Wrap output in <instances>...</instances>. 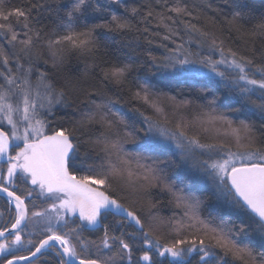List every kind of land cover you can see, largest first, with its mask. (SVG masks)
<instances>
[{"label":"snow or ice","instance_id":"obj_1","mask_svg":"<svg viewBox=\"0 0 264 264\" xmlns=\"http://www.w3.org/2000/svg\"><path fill=\"white\" fill-rule=\"evenodd\" d=\"M85 3L86 0H69L64 5L66 15L71 18L74 13L81 12ZM229 6L235 9L228 21L230 31L241 37L261 38L260 49L252 50L258 54L260 63L231 47L226 48L223 36L208 26L216 24L214 18L198 23L199 13L204 8L217 11L210 3L201 5L195 0L191 4L186 0H174L168 7L165 0V11L146 5L142 18L155 19L156 26L165 30L163 35L160 32L151 35L174 45L169 47L161 43L159 47L165 48L167 54L160 58L148 53L151 67L155 68L153 75L160 73L161 81L183 80L199 86V91L210 95L211 99L200 106L202 111L192 120L181 116L174 127L169 128L167 125L171 121L164 104L165 100L175 102L176 98L158 89L148 78L138 83L132 98L151 108L154 115L144 116L140 112L146 128L139 130L144 137L136 153L124 148V143L133 138L132 132L120 128L126 124L125 118L113 112L107 103L97 104L93 100L95 110L80 111L78 118L65 113L55 121L47 119L55 117L54 109L58 106L72 107L74 101L69 97L77 88V83L71 80L57 87L48 71L40 66L43 56L38 47L41 30L34 26V21L38 23L37 17L42 12L56 9L46 2L32 3L27 8L0 9V37H3L0 41V161L7 162V176L0 174V192L6 193L10 205H15L14 222L10 228L0 230V254L14 247H34V250L28 248V256L14 257L7 264H17L20 260L40 264L52 254L58 258L57 264H133V245L126 237L133 241L139 239L145 249L135 264L141 261L164 264V261L153 259V251L159 257H167L166 264H264V251H257L252 240L253 234L258 235V247L264 249V126L258 130L246 115L259 114L264 120V21L245 30L240 23L245 15L239 10L240 5L232 0ZM34 9L37 17L33 16ZM131 11L135 15L139 10L133 8ZM11 17L21 26L23 38ZM98 28L124 32L132 31L134 25L113 14L110 21L92 24L82 31H69L56 40L47 41L52 67L59 68L63 64L66 49L62 44L65 42L81 54L95 55L100 47L95 34ZM144 32L149 29L145 28ZM47 63L45 60L44 64ZM132 67L128 63H114L101 69L102 79L123 86ZM221 90L225 94L223 102H219L216 94ZM81 92L86 96L92 94L87 89ZM190 103L183 100L177 107ZM132 111L139 112V109ZM4 122L10 126V134L3 130ZM95 125L106 132L92 139L89 132ZM193 128H198L206 134L204 139L212 142H202L199 134L189 135ZM221 134L230 142L219 139ZM13 141L17 143L12 146L19 149L14 156L9 154ZM84 143L101 146L104 158L99 165L88 162V152L81 154ZM169 154L179 155L185 163L195 161L193 166L211 181L218 202L212 219L200 217L202 201L199 198L177 194L175 185L168 182L159 165L167 164L161 157ZM133 159L135 168L131 166ZM147 160L151 164L141 163ZM78 172L84 174L78 176ZM184 178L189 182L201 179L191 174ZM17 180L31 185L24 196L7 186H16ZM203 184L207 188V180ZM156 187L172 193L176 206L184 209V216L190 221L187 225L181 223L175 229L177 238L166 244H161L154 235L163 223L153 211L159 202L138 195ZM117 189L135 197L131 204L126 206L106 194ZM34 192L42 200L39 210H35L36 200H31L32 209L26 203ZM241 214L247 215L248 222L239 227L234 223L230 226L224 219ZM108 216L121 218L117 221L119 235L115 234V229L110 234L109 225L104 223ZM72 217H77L79 222ZM101 228L103 235L98 240L83 237L84 232H96ZM128 228L132 231H125ZM186 229L191 231L181 235ZM22 234L29 237L43 234L44 238L35 243L31 238L25 240ZM8 236L13 238L9 241Z\"/></svg>","mask_w":264,"mask_h":264},{"label":"trees","instance_id":"obj_2","mask_svg":"<svg viewBox=\"0 0 264 264\" xmlns=\"http://www.w3.org/2000/svg\"><path fill=\"white\" fill-rule=\"evenodd\" d=\"M47 3L52 6L54 11L42 12L37 17V10H33V16L37 17L38 23L34 21V26L41 30V39L38 41V47L43 53L40 61L42 69H46L49 74V78L53 83L60 87L64 85L66 81H73L77 83L76 90L69 97L70 101H74L70 108H58L54 109L56 115L48 116L47 119L55 121L56 118L64 116L65 113L73 115L75 118L79 117L80 111L95 110V105L92 104L94 100L97 104L107 103L111 107L112 111L117 113L118 116L125 118L126 124L120 125L122 131H128L133 133V138H129L124 143V148L129 153H136L139 151L137 145L143 142L144 133L139 131L142 128H146L143 122V117L140 112H143L144 116H153L152 109L142 102L132 98V94L137 90L138 83H142L145 78H148L152 83L157 85V88L167 93L169 96L176 98L175 102L165 100V108L170 117V123L167 125L169 128H173L175 121L181 116H184L188 120H192L201 111V105H205L208 99H211L210 95L202 94L199 91V86H193L191 83H187L183 80L161 81L160 73H155V68L151 67L152 61L148 56L151 52L153 56L160 58L167 54L165 48L159 47L161 43L168 44L169 47H174L168 41H162L160 37L152 36V32H160L164 34L163 28H158L157 21L153 18H147L144 20L142 17L146 11V5L151 4L157 11H165V0H86L82 11L74 13L70 18L66 15L67 8L64 5L69 3V0H0V9L11 10L17 7H31L32 3ZM174 0H167V6L170 7ZM189 4L192 0H186ZM196 3L201 5L211 4L213 9L204 8L203 12L199 13L201 20L198 23H204L206 18H214L216 24L213 26L209 24V28L216 31L218 35H222L225 39V47H231L241 54L252 57L257 63H260L258 54L254 53L253 48L259 50L261 46V38L253 37L251 35L247 37H241L235 31H230L231 26L228 21L232 17V12L235 10L230 7L232 0H195ZM236 3L240 5V9L245 15L240 23L244 25L245 30L252 29L256 24L264 21V0H236ZM136 8L139 11L134 15L132 9ZM116 14L124 19H127L134 25L132 31L124 32H109L105 28L96 29V36L100 40V47L95 55L81 54L78 51L72 50L70 44L66 42L62 46L66 49L65 58L63 64L59 68L52 67V61L49 56L47 47V41L56 40L59 37L67 35L69 31H82L87 26L92 24L102 23L111 20V16ZM10 20L16 27L20 38H23V30L19 24L15 23V17H11ZM197 22V21H193ZM148 28L149 32H144V29ZM151 39L152 43L149 44L148 40ZM3 37H0V41ZM19 47V45L17 46ZM48 63L45 65L44 61ZM114 63H128L131 64L132 70L128 74V79L125 85L118 86L102 79V68H106ZM151 68V70H150ZM15 71V68L13 67ZM35 80V74L33 75ZM81 89H87L91 95H84ZM219 96V102H223L225 94L223 91L216 93ZM189 100L190 104L178 108L177 105L180 101ZM75 109V112H74ZM132 109H139V112H134ZM227 115L233 116L231 113ZM247 117L250 122L259 130L264 126V120L257 115L247 113ZM232 118V117H231ZM240 118H245L241 116ZM53 127L55 124L52 125ZM101 132H106L100 125H95L89 132L92 139L99 136ZM199 134L203 138L206 134L200 132L198 128L189 130V135ZM115 138V137H112ZM88 139L87 136L84 137ZM98 145H92L90 143H84L81 146V154L88 152L89 163L95 162L99 165L104 158V153L100 151ZM162 160H166L167 164H160L159 167L164 169V175L168 178L169 183L175 185L177 194L183 193L188 195L191 193L193 196L199 198L202 201L199 209V215L202 219L210 220L216 215V209L218 203L213 197V192L210 187L205 188L203 185H195L189 182L184 177L186 174L181 173L180 162L181 160L177 155H171L161 157ZM141 163L151 164L150 160L141 161ZM132 168L136 167L135 160L132 161ZM83 172H78L77 175H82ZM21 183V182H20ZM201 184V183H200ZM21 190H16L19 195L24 196V188L26 185L22 184ZM98 187L99 190L104 191V187L93 185ZM106 194L112 195L126 206L131 204L135 198L125 190L109 191ZM138 195L144 196V199H150L153 202H159L157 208L154 209L158 216L162 219L163 223L157 228L154 233L159 239L161 244L170 243L173 238H177V232L175 229L183 223L187 225L190 223L189 219L184 216V209L176 206V201L172 193L167 190H162L160 187L152 188L145 193H139ZM213 196V197H212ZM36 199V198H35ZM30 201V200H29ZM5 200H0V204L4 208L7 207ZM121 218L119 216H108L104 220V223L109 225L110 234L115 229V234L119 235L120 232L117 221ZM224 219L229 222V225L235 224L239 227L241 224H246L247 221L241 215L232 217L225 216ZM218 222V221H217ZM244 222V223H243ZM125 231H132L128 228ZM191 229H186L181 235L187 234ZM103 235V228L96 232H84L83 237L85 239H99ZM253 234V243L257 246V251H264L258 247L260 238L255 237ZM44 235H33L32 240L38 243ZM130 239V237H126ZM91 239V240H92ZM139 240V239H137ZM131 241V240H130ZM34 248L32 245L30 246ZM29 247V248H30ZM139 247L133 245V264L139 260L141 253L138 250ZM29 252V251H28ZM156 261H164L161 258L152 255ZM40 264H57V258L54 255H50L40 261ZM141 264V262H140Z\"/></svg>","mask_w":264,"mask_h":264},{"label":"rangeland","instance_id":"obj_3","mask_svg":"<svg viewBox=\"0 0 264 264\" xmlns=\"http://www.w3.org/2000/svg\"><path fill=\"white\" fill-rule=\"evenodd\" d=\"M215 58L218 59V58H219L218 55H217ZM13 103H15V99L13 100ZM231 114H232V113H231ZM249 114H250V113H249ZM232 115H233V114H232ZM256 115H257L258 117H260L259 114H256ZM229 116H230V115H229ZM230 117H232L233 119H236V118H237L235 115L230 116ZM2 127H3V130H4V131L9 132V134H10V126L7 125L6 122H4V124H3ZM20 130H21V132L23 131V127H22V126H21V129H20ZM219 139L225 141L226 143L230 142V141H229V138L226 137V136H224L223 134H221V136L219 137ZM203 142H212V141L203 138ZM15 143H17V142H14V141H13V142H12V145H14ZM19 144H20V147L23 146L22 142H19ZM18 150H19L18 148H15V147H14V149H13V153H14V155H15L16 151H18ZM232 150H233V151L236 150L235 145H232ZM177 156H178V158L180 159L179 155H177ZM204 158H206V157H204ZM180 160H181V159H180ZM194 163H195V161H192V160L188 161L187 163H185L184 161L181 160V162H180L181 170H179V171H180L181 173L186 174V175L191 174V175H193V176H198V177H200V178H201L200 181L192 182V183H194L195 185H198V186H200V185H203V186H204L203 181H204V180H207V187H210L212 190H214L211 181L208 180V178L206 177V175H205L201 170H199L198 168H196V167L193 166ZM0 174H2L4 177L7 176V163L0 162ZM17 182H20V181L17 180ZM200 183H201V184H200ZM22 184H23V183H22ZM9 186H13V185H9ZM13 187H14V186H13ZM28 188H31V185H27V186H25V188H24V192H25V194H26V190H27ZM189 194H191V193H189ZM189 194H188V195H189ZM186 195H187V194H186ZM191 195H192V194H191ZM212 195H213V194H212ZM213 196H214V195H213ZM213 196H212V197H213ZM35 198H36V199H35ZM213 198L216 199L215 196H214ZM28 200H30V201H29L30 209H32L31 200H36V203H37V206H38V207H37L35 210H39V206L42 204V200L39 199V198H37V195H36L35 192L33 193V196H32L31 198H29ZM216 202H217V200H216ZM217 203H218V202H217ZM11 205L13 206V204H11ZM43 206L46 207L47 204L45 203V204H43ZM14 209H15V208H14ZM13 218H15V217H13ZM72 219H76L77 222H79L77 217H72ZM12 220H13V219H12ZM118 233L120 234L119 231H118ZM40 235H42V234H39V236H40ZM154 235H155V234H154ZM255 235H256V234H255ZM255 237L258 238V235H256ZM91 239H92V238H91ZM91 239H89V240H91ZM126 239H127V238H126ZM92 240H95V239L93 238ZM97 240H98V239H97ZM128 240H129V242H130L132 245H135L136 247H138L137 245H140L139 248H138V250H139V252H140L141 255H142V254H143V251L145 250V249H143L142 242H141L140 240H135V241H133L131 238L128 239ZM130 240H131V241H130ZM73 242L76 243L75 239H73ZM30 246H31V245L21 246V247H14V248L11 250V251H14V252H15V254H14L13 256H18V255H20V254H25V253H27V252H28V248H29ZM78 250H79V246H78ZM17 251H18V252H17ZM151 254H152V255H155V256L158 257V258H161L162 260H166V261H167V257H159L154 251H153ZM9 255H10V254H9ZM9 255H7V256H5V257H8ZM82 255H86V254H85V253H82ZM141 255H140V256H141ZM2 260H4V259H1V257H0V262H1ZM29 264H31V263H29ZM141 264H144V262L141 261Z\"/></svg>","mask_w":264,"mask_h":264},{"label":"flooded vegetation","instance_id":"obj_4","mask_svg":"<svg viewBox=\"0 0 264 264\" xmlns=\"http://www.w3.org/2000/svg\"><path fill=\"white\" fill-rule=\"evenodd\" d=\"M13 149H14V147L12 146L11 148H10V151H9V154L10 155H13L14 156V153H13ZM0 162H4V163H7L6 162V160L5 161H0ZM8 187H9V189L10 190H12V191H16V190H21L22 189V186H21V183L20 182H17L16 181V186H9V185H7ZM93 186V185H92ZM93 187H95V186H93ZM18 194V193H17ZM0 200H5L7 203V207L6 208H4L3 207V205H1L0 204V230H3L4 228H8L9 226H11V224L14 222V219L15 218H13V217H15V210H14V206H12V205H10L9 203H8V199H6V198H4V197H2V196H0ZM26 203H28L29 204V200H26ZM29 208H30V205H29ZM239 216V215H238ZM237 216V217H238ZM241 216L244 218V219H246V221L248 222V217H247V215H244V214H241ZM13 219V220H12ZM244 223V222H243ZM22 236H23V238L25 239V240H27V239H29V238H32V236L31 237H29L27 234H22ZM13 237H11V236H8V240L10 241L11 239H12ZM44 238V237H43ZM42 238V239H43ZM0 242H2V241H0ZM34 249V248H33ZM32 249V250H33ZM18 252V251H17ZM10 254V255H9ZM15 254V252L14 251H10V252H7V253H4V254H0V257H1V259H4V260H2L1 262H0V264H2L3 262H5L7 259H9V258H12V257H17V256H13ZM27 254H29V252H27V253H25V254H20V255H18V256H24V255H27ZM7 255H9L8 257H5V256H7ZM54 255V254H53ZM57 260H58V258H57ZM29 263H31V262H29ZM29 263H27V264H29Z\"/></svg>","mask_w":264,"mask_h":264},{"label":"water","instance_id":"obj_5","mask_svg":"<svg viewBox=\"0 0 264 264\" xmlns=\"http://www.w3.org/2000/svg\"><path fill=\"white\" fill-rule=\"evenodd\" d=\"M12 147V142L10 143V148ZM9 151H10V149H9ZM10 190V189H9ZM12 191V190H11ZM0 196H2V197H4V198H6V199H8L7 198V195H6V193H3V192H0ZM13 206H14V208H15V205L13 204ZM11 226H9L8 228H10ZM8 234L6 233V236H7ZM34 250V249H33ZM30 254V253H29ZM29 254H27V255H24V256H28ZM18 257V256H17ZM10 259H14V257H12V258H9V259H7L5 262H3L2 264H7V261L8 260H10ZM29 262H31V261H24V260H20V261H18L17 262V264H27V263H29Z\"/></svg>","mask_w":264,"mask_h":264}]
</instances>
